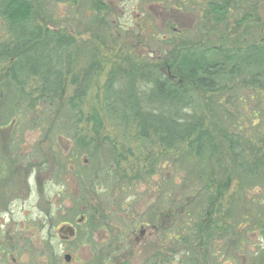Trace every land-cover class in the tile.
Returning <instances> with one entry per match:
<instances>
[{
  "label": "rangeland",
  "instance_id": "374dc122",
  "mask_svg": "<svg viewBox=\"0 0 264 264\" xmlns=\"http://www.w3.org/2000/svg\"><path fill=\"white\" fill-rule=\"evenodd\" d=\"M210 1L31 0L36 13L28 26L71 41L52 74L60 97L38 100L33 111L27 100L0 120V264H264V167L257 164L264 158V89L210 96L186 85L182 114L214 141L221 138L216 128L233 138L234 155L227 140L202 158L172 139L167 146L159 134L141 131L129 111L134 104L165 112L151 94L155 77L189 43L264 40V0L231 8L218 30L207 20ZM251 6L258 21L238 25ZM12 41L0 17V46ZM9 65L0 59V86L16 85ZM19 78L12 88L35 97L39 78ZM210 102L220 111L212 121ZM49 117L57 122L52 130L41 123ZM67 226L72 237L61 234Z\"/></svg>",
  "mask_w": 264,
  "mask_h": 264
},
{
  "label": "trees",
  "instance_id": "16d2710c",
  "mask_svg": "<svg viewBox=\"0 0 264 264\" xmlns=\"http://www.w3.org/2000/svg\"><path fill=\"white\" fill-rule=\"evenodd\" d=\"M57 1L67 3L72 0ZM243 3L244 0H212L208 4L210 12L207 13V20L212 21L218 30V26L225 25L226 21H228L230 9L241 10ZM35 13L36 9L33 7L31 0H0V17L5 22L13 40L10 44V46L12 45L11 49L9 45L0 46V59L8 57L10 62L7 78H11V81L18 85L21 82L19 75L26 73L29 76L39 78L40 81L37 91L35 90L36 96L33 97L31 95L32 98L24 94L23 88H12L16 85L11 82H7L5 86H0V108L2 111H0V120L7 117L9 112L19 110V107L25 104L27 100L26 109L33 111L38 100H49L52 104L60 97L61 89L59 90L58 88L60 81L58 82V78L54 79L52 74H56L55 70L62 66V59L66 58L69 46L67 40L71 41V39L64 38L59 33L39 26L29 27L28 25L34 18ZM257 21V12L251 6L249 10H246L240 16L237 24L245 26ZM255 27H258L259 31L263 30V25ZM213 34L215 32L211 29L207 37ZM196 46H198L196 42L193 44L189 43V47L181 48L184 52L180 56L171 55L170 57L172 62L167 64V66L171 70L174 69L173 73L180 79V82H173L168 76H163L162 74H158L157 78L155 77L156 83L151 94L153 93L155 101L165 103V112L156 114L150 112L142 105L134 104L129 106V111L135 114L136 123L141 131L146 132L147 130L148 132L150 129L152 132L159 134L161 143L167 146L170 145V140L172 139L178 145H186L190 150H193L195 156L202 158L205 154L213 156L215 145L220 144L217 140H221V143L224 142L223 140H227L226 143L229 144L228 150L234 155L237 150L235 147L237 146L234 147L233 138H228L223 134L222 130L216 128L221 138H215L214 141L212 137H209L207 129L201 122L187 119L188 115L182 114L183 107L180 100L188 94L187 84L210 96L217 94L220 90L228 89L235 92L239 88H248L249 86L264 89V40L259 39L255 43L250 42L244 46L234 45L232 47L225 43L221 46L216 44L205 48L199 42L198 47H201V52L194 51L195 48L198 49ZM142 65L144 64L139 66ZM9 87L16 91L13 97L10 94L9 90L11 89ZM130 96L129 98H133ZM5 98H7L8 102L5 101ZM209 106L210 112L208 115L213 116L211 118L212 121L214 115H220V111L218 113L214 112V108H212L214 104L211 102ZM5 107H7V111ZM3 112L6 113L3 114ZM46 121L50 124V130L57 123L51 117L44 119L41 123L46 124ZM211 121L209 120V122ZM38 122L37 119H34L32 122L33 127ZM95 132L97 134L98 130ZM166 141H169V144ZM80 146L83 145L80 144ZM96 149L97 146L95 145L94 150ZM257 164H261L264 167V158H261ZM257 168L259 167L257 166ZM237 169L239 172L244 171L241 166H237ZM249 172L250 168H248L246 176ZM261 175L263 176V174ZM261 175L257 177H261ZM201 192L199 190L196 195L197 199ZM168 217L171 218V213L167 215ZM89 219L90 217L87 218V222L89 223L91 234L96 227L94 228L90 224ZM85 222L86 220L84 219L83 224ZM198 230L200 233L203 228L199 226Z\"/></svg>",
  "mask_w": 264,
  "mask_h": 264
},
{
  "label": "flooded vegetation",
  "instance_id": "af4514ba",
  "mask_svg": "<svg viewBox=\"0 0 264 264\" xmlns=\"http://www.w3.org/2000/svg\"><path fill=\"white\" fill-rule=\"evenodd\" d=\"M142 57H143V56H142ZM159 59L162 60V59L159 58V57L156 58V59H154V60H153L152 57H150V61H153V62L158 61ZM148 60H149V59H148ZM170 60H171V62H172V58H170ZM163 61H164V59H163ZM168 70H169L170 75L174 77L175 75L172 74V71H171V69H170L169 67H168ZM168 70H167V67L161 68V73L166 74V73H168ZM169 77H170V76H169ZM175 80H176V78L174 77V79H172L171 81L174 82ZM74 230H75V229H74ZM61 233H63V231H62ZM62 238L64 239V241H66V237H65V236L62 237Z\"/></svg>",
  "mask_w": 264,
  "mask_h": 264
},
{
  "label": "water",
  "instance_id": "95a60500",
  "mask_svg": "<svg viewBox=\"0 0 264 264\" xmlns=\"http://www.w3.org/2000/svg\"><path fill=\"white\" fill-rule=\"evenodd\" d=\"M68 233L69 237H72L74 235V229L72 227H66V229H64L63 234ZM65 261L68 262L70 260L69 256H65Z\"/></svg>",
  "mask_w": 264,
  "mask_h": 264
}]
</instances>
